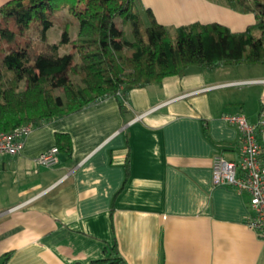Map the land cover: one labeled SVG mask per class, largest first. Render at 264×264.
Listing matches in <instances>:
<instances>
[{"label":"crops","instance_id":"crops-1","mask_svg":"<svg viewBox=\"0 0 264 264\" xmlns=\"http://www.w3.org/2000/svg\"><path fill=\"white\" fill-rule=\"evenodd\" d=\"M137 7L144 24L150 8L169 27L215 21L238 31L255 19L228 0H137ZM261 78L264 63L190 65L33 121L18 152L0 155V264L7 251L5 264L84 263L113 243L129 264H264V239L245 225L247 193L215 184L211 168L216 154L239 155L226 114L262 119L264 149V83H231ZM56 132L69 135L71 153L37 165Z\"/></svg>","mask_w":264,"mask_h":264},{"label":"trees","instance_id":"trees-1","mask_svg":"<svg viewBox=\"0 0 264 264\" xmlns=\"http://www.w3.org/2000/svg\"><path fill=\"white\" fill-rule=\"evenodd\" d=\"M49 1L5 0L0 3V18L14 22L19 30L36 22L44 36L52 25ZM67 1L78 24L72 40L77 62L71 64L70 54L58 53L59 45L67 42L65 37L51 46V57L31 61L23 46L7 51L0 47V131L63 116L106 95L125 94L130 87L158 82L167 75H182L190 65L264 63V0H228L233 7L254 13V22L238 31L215 21L169 27L158 22L150 8H146L148 23L144 24L137 0ZM127 22L130 38L123 27ZM1 30L7 39L12 36ZM58 88L62 94L56 92ZM118 106L124 112L123 100H118ZM55 144L59 152L71 153L67 133L56 132ZM124 168L127 176V158ZM103 252L87 262L71 264H129L115 243ZM10 254H2L1 264Z\"/></svg>","mask_w":264,"mask_h":264},{"label":"built area","instance_id":"built-area-1","mask_svg":"<svg viewBox=\"0 0 264 264\" xmlns=\"http://www.w3.org/2000/svg\"><path fill=\"white\" fill-rule=\"evenodd\" d=\"M256 81L264 83V78L236 80L231 83ZM225 118L238 129L239 155L235 159H227L221 154L214 155L212 181L247 193L245 225L264 239V149L258 139L263 120L248 121L241 112L226 114ZM31 129L32 122H22L8 131H0V155L18 152ZM58 152V147L51 145L40 151L34 161L39 166L51 167L59 161Z\"/></svg>","mask_w":264,"mask_h":264},{"label":"rangeland","instance_id":"rangeland-1","mask_svg":"<svg viewBox=\"0 0 264 264\" xmlns=\"http://www.w3.org/2000/svg\"><path fill=\"white\" fill-rule=\"evenodd\" d=\"M73 1L76 4L79 3L78 0ZM49 3L51 5L50 18L52 25L45 32L44 36H41L40 26L36 22H30L27 28L19 30L14 22L0 18V47L3 48V51H7L9 47L15 48L23 46L28 53L30 61L37 56L51 57V46L65 37L67 42L59 46V54H70L72 57L71 64L78 61L76 48L72 42L77 33L78 24L73 14L68 11L69 1L50 0ZM115 21L118 26L121 25L119 17H116ZM123 27L128 31V36L131 37L129 23L127 22ZM1 28L6 33L12 32V36L7 39ZM72 76L75 80H78L76 74H72ZM20 86L22 88L24 83H21ZM56 92L62 94V89L58 88Z\"/></svg>","mask_w":264,"mask_h":264}]
</instances>
